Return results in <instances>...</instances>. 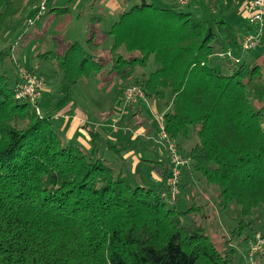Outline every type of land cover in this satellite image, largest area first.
Returning a JSON list of instances; mask_svg holds the SVG:
<instances>
[{"label": "trees", "instance_id": "1", "mask_svg": "<svg viewBox=\"0 0 264 264\" xmlns=\"http://www.w3.org/2000/svg\"><path fill=\"white\" fill-rule=\"evenodd\" d=\"M26 2L0 0V41ZM168 2L139 0L98 41L92 26L83 42L69 43L54 104L16 97L22 79L9 74L14 56L0 43V264H234L226 247L233 235L245 240L252 264L264 260V59L256 62L264 25L261 46L244 50L245 35L258 33L248 20L242 28L231 15L208 22L182 9L189 0ZM103 72L133 80L147 97L172 93L163 128L184 158L173 199L169 165L162 186L133 185L122 167L90 152L104 143L90 125L86 148L63 135L79 121L87 126L69 85ZM62 109L63 127L54 120L64 119ZM182 199L191 200L183 210ZM184 217L195 220L186 226Z\"/></svg>", "mask_w": 264, "mask_h": 264}, {"label": "rangeland", "instance_id": "2", "mask_svg": "<svg viewBox=\"0 0 264 264\" xmlns=\"http://www.w3.org/2000/svg\"><path fill=\"white\" fill-rule=\"evenodd\" d=\"M148 1L157 6L169 4L168 0ZM175 2L177 1L175 0ZM209 4L210 0H189L188 7L182 9L186 10L191 7L197 10L200 16L207 19L208 22L218 20L219 17L227 19L231 15L233 19H236L235 24L240 28L247 21V15L238 6L239 0H235V2L233 0H217L212 10L208 8ZM35 6L37 8L38 2L34 5L31 0H28L27 6L14 18L8 34L2 35L0 43L1 46L10 48L12 58L14 56L15 64L11 67L9 74L13 77L19 76L21 79L29 75L34 76L38 81H36V86H40V98L43 97V102L46 105L48 100L54 104L62 97V83L65 77L62 66L69 63L65 58L66 54L69 53L67 48L74 41L83 42L85 40L88 30L86 31L84 27L88 24L91 16L83 4L76 6L71 0H62L56 6L60 9L50 10L43 18L41 17V20L37 21L34 19L33 12ZM28 19L31 20L29 25L27 24ZM112 22L108 24L110 25ZM33 24L37 27L44 26V34L33 36ZM100 38V35H96L95 40L98 41ZM103 39L102 46L107 51L110 48L112 38L106 36ZM261 43L262 41L259 40L254 49L259 48ZM67 44L69 45L67 46ZM73 53L74 51L69 56L70 58ZM244 56L249 57L250 54L246 52ZM263 59L264 54L257 58L256 62L261 64ZM133 86H138L133 80H127L122 76L116 77L115 74H107L106 72L100 75L92 73L82 80L71 83L68 87L71 90V98L81 112H86V118L82 119L87 122V126L84 129L82 127L85 124L84 121H79L78 127L77 123H74L71 128L69 126L65 129L63 135L71 136L72 139H75L74 141H77L76 133L78 134L83 129L82 135L87 136L85 132L90 125L104 137V143L96 141L93 146L90 144V152L93 151L96 157L113 162L116 168L122 167L133 185L156 186L157 184L162 186L161 171L167 169L168 165L171 171L173 166L167 148L168 141L175 146L177 145L169 137L164 136V128L162 130L163 116L171 107L172 93L169 90L165 91L164 97L161 99L155 96L147 97L143 91V98L135 96L131 101L125 100V90ZM138 87L141 89V86ZM247 95L255 104L252 93ZM58 115H65L64 119L54 118L57 124L60 123L63 127L64 120L69 117L67 110L62 109ZM107 144L115 145L116 149H107ZM82 146L85 147L86 145L82 144ZM177 149L176 147L177 154L182 155V152ZM180 149L182 150L181 147ZM182 159L184 160L183 157ZM183 160L180 166L183 164ZM168 176L169 174L164 180H168ZM193 176L196 178V175L193 174ZM197 186L199 189V184L194 179L191 182V188L197 189ZM188 191L189 189L181 191V196L184 199L191 195ZM186 202L188 204L183 199L177 202V208L185 209L191 200L188 199ZM194 220V217H184L182 222L188 226ZM215 220L220 228L225 225L222 217H216ZM233 224H235L233 218L226 221L228 226ZM207 225L212 229V222L208 221ZM223 228L225 229V226ZM244 232L245 230L242 233ZM226 247L235 251L234 264H252L251 262L254 261L250 259L247 244L241 235H233ZM255 261L256 264H264V260L259 257Z\"/></svg>", "mask_w": 264, "mask_h": 264}, {"label": "built area", "instance_id": "3", "mask_svg": "<svg viewBox=\"0 0 264 264\" xmlns=\"http://www.w3.org/2000/svg\"><path fill=\"white\" fill-rule=\"evenodd\" d=\"M179 4H185L186 0H176ZM48 0H40L39 8L34 14V19L39 20L44 12L47 9L46 3ZM244 13L247 15V20L251 25L256 26L258 33L253 34L250 33L248 35H245L243 38V49L244 50H250L254 49L257 42H259L260 37V30L262 26L264 25V0H248L245 3L244 6ZM28 24H31V20H27ZM36 78L33 76H25L16 86H15V94L16 97L20 99H28L29 101L33 102L36 98L40 97L39 91L40 86H36ZM38 82V81H37ZM137 97L144 96L143 91L138 86L129 87L125 90L124 98L125 100L131 101L132 99ZM163 130V127H162ZM164 133V130H163ZM164 136L165 133H164ZM168 150L171 155V160L173 166L171 167V179L169 181L170 185V192L172 195V199L177 194L176 190V184L177 180L179 178V166L182 163L181 158L176 152V146L172 142L168 141ZM258 237V236H257ZM261 239L257 241V243H261ZM254 250H256V247H252Z\"/></svg>", "mask_w": 264, "mask_h": 264}, {"label": "crops", "instance_id": "4", "mask_svg": "<svg viewBox=\"0 0 264 264\" xmlns=\"http://www.w3.org/2000/svg\"><path fill=\"white\" fill-rule=\"evenodd\" d=\"M31 1H32V4L34 3V5L38 2V0H31ZM137 1L138 0H84V1L75 0V1H73V4H75L76 6L79 5V4H83L84 7H86L88 9V11H89L88 13L91 16V18L89 20H92V17L95 18V19H97V18L100 19V21L97 22L96 24H90L89 23L90 21L88 20V24H86L84 29L86 31L87 30L89 31V28H91L93 26L96 35H100L101 36V34H103V31H105V30H107L108 28L111 27V25L113 23L112 21H115V19L117 18L118 14L121 11L128 9L131 5H133L134 3H137ZM233 1L235 2V0H233ZM247 1L248 0H239L238 6H239V8L242 11L244 10V6H245V3ZM59 2H62V0H49L47 11L42 16V18L50 10H52V9L53 10L60 9L59 7H56V6L59 5ZM210 2H211V0H210ZM27 3H28V0L26 2V6H27ZM36 10L37 9H36V6H35V8L33 9V12H35ZM243 13H244V11H243ZM41 19H39V20H41ZM39 20H37V21H39ZM109 22H112V23L109 25L108 24ZM42 25H44V24H42ZM43 27H37V26H35L33 24V36H37V34L38 35L44 34ZM87 34L88 33H86V35ZM62 116L65 117L64 115H62ZM77 127H78V123H77ZM70 128H71V126H70ZM144 129L146 130V128H144ZM82 131H84V130L82 129V130H80L78 132V134L76 133L75 136H77V139H76L77 141H75V142H77L78 144H81V145L85 144L86 146H88L87 145L88 138H87V136L82 135ZM78 135H81V137H78ZM66 138L68 140L72 139V137L71 136L69 137L68 135H66ZM78 139H79V141H78ZM73 140H75V139H73ZM86 146H85V148H86Z\"/></svg>", "mask_w": 264, "mask_h": 264}]
</instances>
